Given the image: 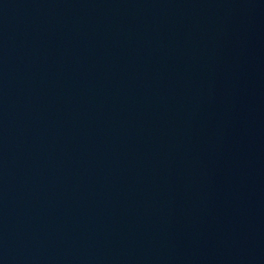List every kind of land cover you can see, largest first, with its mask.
<instances>
[{
  "label": "water",
  "instance_id": "95a60500",
  "mask_svg": "<svg viewBox=\"0 0 264 264\" xmlns=\"http://www.w3.org/2000/svg\"><path fill=\"white\" fill-rule=\"evenodd\" d=\"M0 264H264V0H0Z\"/></svg>",
  "mask_w": 264,
  "mask_h": 264
}]
</instances>
